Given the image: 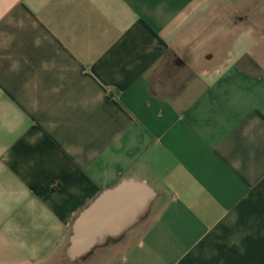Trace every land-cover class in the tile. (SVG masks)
I'll return each mask as SVG.
<instances>
[{
  "label": "crops",
  "instance_id": "1",
  "mask_svg": "<svg viewBox=\"0 0 264 264\" xmlns=\"http://www.w3.org/2000/svg\"><path fill=\"white\" fill-rule=\"evenodd\" d=\"M123 181L153 214L105 264H264V0H0V264Z\"/></svg>",
  "mask_w": 264,
  "mask_h": 264
},
{
  "label": "water",
  "instance_id": "2",
  "mask_svg": "<svg viewBox=\"0 0 264 264\" xmlns=\"http://www.w3.org/2000/svg\"><path fill=\"white\" fill-rule=\"evenodd\" d=\"M154 193L144 184L123 181L102 192L75 219L65 258L84 260L118 239L148 213Z\"/></svg>",
  "mask_w": 264,
  "mask_h": 264
},
{
  "label": "rangeland",
  "instance_id": "3",
  "mask_svg": "<svg viewBox=\"0 0 264 264\" xmlns=\"http://www.w3.org/2000/svg\"><path fill=\"white\" fill-rule=\"evenodd\" d=\"M153 214L152 208L149 209L148 213L144 216L142 220H140L135 226L132 233L135 234V236L140 233L141 229L144 227V225L149 221ZM121 243V242H120ZM123 245L119 244L118 242H112L108 244L107 246H104L103 248L99 247L96 248L92 254V256L86 260L77 261V262H63V264H105L107 262H110L114 259H116L118 256L122 254L124 251Z\"/></svg>",
  "mask_w": 264,
  "mask_h": 264
}]
</instances>
